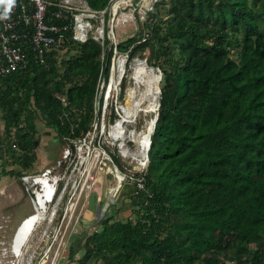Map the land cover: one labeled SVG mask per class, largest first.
Here are the masks:
<instances>
[{"label":"trees","instance_id":"16d2710c","mask_svg":"<svg viewBox=\"0 0 264 264\" xmlns=\"http://www.w3.org/2000/svg\"><path fill=\"white\" fill-rule=\"evenodd\" d=\"M86 1L97 11L111 2ZM172 2L163 34L157 22L151 33L153 47L159 44L153 53L161 49L164 57L145 188L133 199L146 213L133 221L98 212L101 228L87 229L69 262L84 249L75 264L99 258L102 264H264V0ZM140 38L132 34L118 50L127 52ZM64 42L73 55L62 65V52L53 51L49 64L32 59L27 70L0 77L4 135L15 130L25 153L14 162L24 170L36 158L30 153L36 120L43 116L69 136L71 123L59 113L92 111L99 80L108 79L113 50L107 37L102 45L93 36L82 43L66 34ZM90 124L89 115L74 119L72 136ZM3 142L4 161L13 145L2 148Z\"/></svg>","mask_w":264,"mask_h":264},{"label":"rangeland","instance_id":"374dc122","mask_svg":"<svg viewBox=\"0 0 264 264\" xmlns=\"http://www.w3.org/2000/svg\"><path fill=\"white\" fill-rule=\"evenodd\" d=\"M136 1L135 6H137L139 10L143 5L149 7L154 0ZM135 6H132L131 10H129L130 14L133 13L128 15L131 19L119 27L116 26V20L114 21V18L113 21L110 20V12L105 15V27L107 28L106 36L108 37V31L110 30L111 45L109 49L112 48L113 55L108 79L101 77L99 80L98 91L93 101L94 105L92 111L85 107L81 110H76L73 107L69 111V114L66 110L59 113L63 121H70L69 123H71L72 126L74 125V119H81L83 115L87 117L89 115L91 117V124L88 130L92 131L91 136L95 139V144L101 145L102 149L108 151L112 155L119 166V170H121L119 175L127 177V179H125L122 186L119 183L120 178L118 176L115 177V174H117L116 171L102 172L103 169H107L111 163L109 161L107 162L104 158H100L98 166H102V169L97 168L99 174H96L92 178L88 177L89 181H86V177H82L79 188L83 185H85L86 188L79 198L75 215L74 213L71 214V217L67 215L66 219L63 221V229L65 231L63 239L65 241L63 245V247L65 246L64 253L54 258L52 255L46 256V263H42L43 256L37 253V251H41V247L44 245V243H40L39 241L44 237V231L50 228L49 232L51 233L54 227L58 226V220H56V222L52 224V227L49 224L47 228V223L42 224L29 241L30 246L27 248L28 250L26 249L27 251L25 250L27 254L20 257L16 256L10 247L15 228H19L22 224L21 220L34 211L33 196L27 191V186L23 182L22 176L26 171L32 174H40L47 168L53 167L59 159L67 140L64 138L65 134H58L51 125L47 124L46 118L40 116L36 120L38 126L36 134L37 144L34 145L30 152L31 154L35 153L36 158L31 167L24 170L19 163H15L14 161L15 158L22 157L25 152L19 149L16 144L15 130H13L10 135H4L5 122L3 111L1 110L0 138L4 137V142L1 146L2 148H6L9 143L13 146L12 151L9 153L7 152L4 161L0 159V171H3L0 172V264H29V262H31V264H39L41 261L40 264H70L71 262L75 264L76 260L84 254L85 250L82 249L77 252L73 261L69 262V260H71V247L72 245L76 247L80 246V243H82L80 241L81 236L89 227L96 225L95 220L99 215L98 212L101 213V216L107 215L112 217V220L131 219L133 221L139 220V218L146 213V209L133 199L138 195L136 192L137 182L146 178L150 161L147 155L144 158L146 159L144 164H140L128 157L123 158L119 152L118 142L114 143L113 139L115 138L110 136V130L118 119L126 115L124 107L126 106L127 97L130 92L136 89L134 90L136 91L134 93L136 101H141L143 94L146 92L147 85L141 78H136L135 73V68L138 66L137 59H141L143 62L147 63V65H143L145 70L152 73L155 78H159V91L157 100L154 102L156 109L155 111H146L151 100L148 97L146 100L143 99V104L141 105V110L143 109V111L140 110L141 112L139 111L137 116L133 118L134 121L126 124V126L129 130L136 129L138 132L144 131L145 134L142 136L141 151L146 153L145 149L149 146L150 141L147 140L148 143H146L144 138L148 139L152 133L154 126L152 122L160 109L162 69L158 64L163 63L162 59L164 57L161 49H159L157 53H153L152 48L157 50L159 44H154L153 47L154 40L151 42V33L154 28L155 30L158 29L157 25H162L163 34L166 25L170 22V18L172 17L171 9L173 7V2L172 0H160L153 3L152 8H150L151 10L148 11L150 15L148 13L146 14V11H139L138 13L135 10ZM112 14L115 15L114 8ZM107 16L109 19L106 21ZM124 16L126 15L120 16L121 19H123ZM99 21L100 18L98 19L96 27L91 31V35L96 34L97 26H102V22ZM155 22H157V25L154 24ZM152 26L154 27L151 28ZM112 31H114V34ZM132 34H136V36L141 35L140 41L138 40L136 43L138 44L137 46L134 44L131 45L127 52L118 50V47L116 49V44L118 46L119 43ZM98 41L102 45H105V39L103 40L101 38ZM130 53H134L133 57L130 56ZM72 55L73 53H71V51L66 52L63 50L58 59L61 61L59 65H62V61L70 58ZM232 55L235 59H238L236 52ZM149 58L152 60L153 65L151 62H148ZM3 88L4 85L0 80V91ZM97 125L98 128H96ZM70 129H72V127H70ZM128 145L132 147L131 149L133 151H139L136 143L128 141ZM54 171L58 172V169ZM54 174L55 173H52V175ZM131 177L135 179L133 180ZM65 202L66 201L62 203V206ZM100 203H102V205H100ZM100 206H102L101 209ZM91 212L92 214H90ZM98 226L99 224L97 227ZM59 242L60 240L56 241L55 247ZM32 252H34V257L31 261L30 255ZM89 264H102V260L101 258L92 260ZM225 264H233V262L226 261Z\"/></svg>","mask_w":264,"mask_h":264},{"label":"built area","instance_id":"2783aa9c","mask_svg":"<svg viewBox=\"0 0 264 264\" xmlns=\"http://www.w3.org/2000/svg\"><path fill=\"white\" fill-rule=\"evenodd\" d=\"M118 1L120 0H111L106 9L97 11L91 8L86 0H14L10 8L7 0H4L3 3H0V77L27 70L32 59L42 64H49L48 53L68 50L69 46L64 42L66 34H71L73 40L82 43L87 41L90 36H93L96 40L101 38L104 40L107 37L105 15L110 12V20L113 21L114 18L116 26L119 27L131 19L128 15L133 13L130 14L129 10L137 2L136 0H122L123 2L118 5V11L113 15V6ZM157 1L160 0H154L153 3ZM153 3L149 7L143 5L139 10L135 6V10L138 13L139 11H146L147 14ZM123 15L126 16L121 19L120 16ZM99 18L102 26L99 24L96 34L91 35L90 33L96 27ZM59 20L63 23H59ZM112 33L114 34V31ZM110 34L111 31L109 30L107 37L109 40H111ZM115 47L117 49V44ZM60 98L64 106H67L68 100L66 97ZM69 111L66 110L68 114ZM71 127V134L65 137L67 143L55 165L40 174H32L26 171L22 176L27 191L32 194L34 202H39L41 198L46 206L49 205L48 208H44L42 211L49 212L60 200L57 210L55 212L52 210L54 218L50 222L52 227V224L58 220V226H55L51 233L48 226V229L44 231L46 234L43 233L44 237L39 240L44 245L41 247V251H37V253L43 256V260L46 256L52 255L54 258L64 253L65 246L63 247V245L65 241L63 239L65 231L63 221L67 215L69 217L72 213L75 215L79 198L86 188L85 185L79 188L82 177H86V181H89L88 177L92 178L99 174L97 168L102 169V166H98L100 158H104L111 163L102 172L116 171L115 177L120 178L119 183L122 186L125 179H127V177L119 175L121 170H119V166L112 155L102 149L101 145L95 144V139L91 136V130L74 137L72 136L74 125H71ZM96 128H98V125ZM120 155L126 158L121 152ZM55 169H58V172H55ZM52 173L55 174L52 175ZM131 178L135 179L134 177ZM144 188L145 178L137 182L136 192ZM64 201L66 202L62 206ZM58 240L60 242L55 247Z\"/></svg>","mask_w":264,"mask_h":264},{"label":"bare ground","instance_id":"6f19581e","mask_svg":"<svg viewBox=\"0 0 264 264\" xmlns=\"http://www.w3.org/2000/svg\"><path fill=\"white\" fill-rule=\"evenodd\" d=\"M122 2L123 1L120 0V1L116 2L115 5L113 6V8L115 9V14L118 11V5ZM137 60H138L137 61L138 66L135 68L136 78L137 77L141 78L145 82V84L147 85L146 92L143 94L141 101H136V99H135L134 93L136 91H134V90H136V89H134L130 92V94L127 97L126 106L124 107L126 115L123 118L118 119L116 121V123L113 124V126L111 127V130H110V133H111L110 136L112 138H115V139H113L114 143L118 142L120 152L125 157H130L132 160H135L133 158V156H134V157H139L140 159L144 160L146 155L148 157V150H149V148H148L149 146H148L145 149L146 153H143L141 151L142 136H144L145 133H144V131L138 132L136 129L129 130V128H127L126 124L134 121L133 118L136 117L138 112L141 110V105L143 104V102H142L143 99L146 100L147 97L151 100V102H150L149 106H147L146 111H152V110L155 111L156 108H155L154 102L157 100V94L159 91V89H158L159 88V82H158L159 78H155L152 75V73H149L145 70V67L143 65H147L146 62H143L141 59H137ZM113 78H114V75H113ZM141 111H143V109ZM154 120H155V117H154ZM154 120L152 122L153 125H154ZM153 130H154V126H153ZM144 139H145L146 143H148L147 140H149V138L148 139L144 138ZM128 141L136 143L139 151H133L131 149L132 147L128 145ZM135 161L138 162L137 160H135ZM34 203H33V210L34 211L32 213L28 214L27 217L25 216L21 220L22 224L19 228L17 227V231H16V233H14L13 238H12V242L10 243V247H11L12 252L16 256H19V257L27 254V252L25 250H26V248H28L30 246L29 241L31 240L35 231L42 224L47 222L48 226H49L50 222L53 221V218H54L53 213L57 210L58 205L60 204V200H58L56 202L53 209H50L49 212L42 211V209L49 207V205L46 206L44 204L43 199L40 198L39 202L37 201ZM52 210L54 211L53 213H52ZM37 217H39V218H37ZM33 222L35 223L36 228H35ZM45 234L46 233H44V235ZM33 257H34V252H32L30 255L31 261H32ZM46 261L47 260L44 259L42 263H46ZM29 264H31V262H29Z\"/></svg>","mask_w":264,"mask_h":264},{"label":"water","instance_id":"95a60500","mask_svg":"<svg viewBox=\"0 0 264 264\" xmlns=\"http://www.w3.org/2000/svg\"><path fill=\"white\" fill-rule=\"evenodd\" d=\"M162 71V70H161ZM162 74H163V71H162ZM161 91V90H160ZM157 119H158V115L155 117V120H154V130H155V127H156V122H157ZM154 130L152 131V133L154 132ZM152 133H151V135L149 136V141H150V143H149V150H150V147H151V142H152ZM148 150V151H149ZM97 228V225H95L93 228H91L90 229V231L91 230H93V229H96ZM16 231H17V227L15 228V233H16Z\"/></svg>","mask_w":264,"mask_h":264},{"label":"clouds","instance_id":"9594fccd","mask_svg":"<svg viewBox=\"0 0 264 264\" xmlns=\"http://www.w3.org/2000/svg\"><path fill=\"white\" fill-rule=\"evenodd\" d=\"M4 2V0H0V3H3ZM14 3V0H7V4H8V6H9V8L12 6V4ZM160 90H161V87H160ZM160 93H161V91H160ZM158 115V118H159V110H158V113L155 115V117ZM158 120V119H157ZM157 123V122H156ZM153 134V133H152ZM148 159H149V151H148ZM149 161H150V159H149ZM19 225V224H18ZM17 225V226H18Z\"/></svg>","mask_w":264,"mask_h":264},{"label":"flooded vegetation","instance_id":"af4514ba","mask_svg":"<svg viewBox=\"0 0 264 264\" xmlns=\"http://www.w3.org/2000/svg\"><path fill=\"white\" fill-rule=\"evenodd\" d=\"M134 159L137 160L138 163H140V164H144V162H145V159L142 160V159H140L139 157H134Z\"/></svg>","mask_w":264,"mask_h":264},{"label":"crops","instance_id":"0c3cea01","mask_svg":"<svg viewBox=\"0 0 264 264\" xmlns=\"http://www.w3.org/2000/svg\"><path fill=\"white\" fill-rule=\"evenodd\" d=\"M101 204V203H100ZM90 214H92V212L90 213ZM94 226H91V227H89V228H93Z\"/></svg>","mask_w":264,"mask_h":264}]
</instances>
